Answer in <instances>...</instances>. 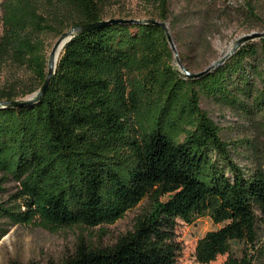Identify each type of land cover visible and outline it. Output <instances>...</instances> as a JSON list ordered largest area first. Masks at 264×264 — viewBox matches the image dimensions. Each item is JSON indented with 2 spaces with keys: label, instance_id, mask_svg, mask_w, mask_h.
I'll return each mask as SVG.
<instances>
[{
  "label": "trees",
  "instance_id": "obj_1",
  "mask_svg": "<svg viewBox=\"0 0 264 264\" xmlns=\"http://www.w3.org/2000/svg\"><path fill=\"white\" fill-rule=\"evenodd\" d=\"M48 1L51 17L33 0H0V71L16 64L34 80L21 92L0 88V101L41 91L49 60L42 33L114 17L111 0ZM170 1L144 0L147 18L167 21ZM259 57L264 62V36L260 49L244 43L209 72L188 77L173 63L162 26L116 22L74 34L39 100L0 105V240L16 224L113 223L146 201L112 244L80 236L72 253L48 264H176L183 250L177 219L206 214L221 225L199 238L198 262L227 254L226 264L260 263L264 161L253 170L237 162L201 106L207 96L264 110Z\"/></svg>",
  "mask_w": 264,
  "mask_h": 264
},
{
  "label": "rangeland",
  "instance_id": "obj_2",
  "mask_svg": "<svg viewBox=\"0 0 264 264\" xmlns=\"http://www.w3.org/2000/svg\"><path fill=\"white\" fill-rule=\"evenodd\" d=\"M33 1L49 17L56 12L51 1ZM248 5L254 7L261 19L250 15ZM109 7L108 12L114 13V17H119L120 14L133 18L151 17V8L144 0H111ZM170 11L165 22L179 60L193 73L200 72L222 59L241 36L251 32H264V0H171ZM110 16L109 14L107 18ZM152 18L160 20L156 16ZM59 36L55 33L41 34L46 42L48 56ZM261 37L248 40L245 45L253 44L260 49ZM179 60L174 56L173 63L184 72ZM253 62L259 68H264L260 57ZM33 83L31 73L16 64L8 63L0 71V88L14 86L21 92L33 86ZM36 92L38 90L16 99L30 98ZM201 106L218 123L223 138L232 143L231 153L235 160L249 170L260 167L264 161V110L252 103L247 108L232 106L207 96L202 97ZM15 186L14 181L7 183L8 191L5 196L12 193ZM145 204L146 201H143L128 210L116 222L94 227L50 229L32 223L16 224L0 240V264L60 262L74 251L80 236L87 237L95 246L112 244L120 234L133 227L135 216ZM177 222L183 250L176 264H204L195 257L197 242L208 230L221 224L215 223L208 214L196 218L192 223L182 219H177ZM261 245L264 248V233L261 235ZM227 258V254L219 255L216 260L206 264H226ZM258 264H264V255Z\"/></svg>",
  "mask_w": 264,
  "mask_h": 264
},
{
  "label": "water",
  "instance_id": "obj_3",
  "mask_svg": "<svg viewBox=\"0 0 264 264\" xmlns=\"http://www.w3.org/2000/svg\"><path fill=\"white\" fill-rule=\"evenodd\" d=\"M116 22H138V23L145 22V23H153V24L162 26L166 31L168 41H169L170 46L174 52V56L176 58H178V60H179L177 49L175 47V44L172 40V37L169 33L168 26H167L165 21H161V20H158L155 18L112 17V18L103 19V20H100L97 22L83 23L79 26L70 28L69 30L61 33L59 38L57 39V41L54 43L53 48L49 54L48 72H47L45 82L41 88V91L36 92L33 96H31L30 98H27V99H13V100L0 101V105L2 104V105L11 106V107L24 106V105L32 104V103L36 102L37 100H39L41 95L44 93V91H45L47 85L49 84V82L52 78V75L54 73V70H55V67L57 64V60H58V58L56 57V52L59 49V47L61 46V44L66 43L74 34H76L78 32L88 31V30L94 29V28L101 26V25H106V24L116 23ZM263 35H264V32H251L249 34H245V35L241 36L236 41V43L234 44V46L232 47L231 51L228 54H226L222 59L211 64L210 66H208L207 68H205L204 70H202L200 72L191 73L187 68L184 67V65L181 63L180 60H179V65H180L181 69L184 70V72L186 73V75L188 77L201 76V75L209 72L211 69H213L214 67H216L220 63H222L229 55H231L233 52H235L236 49L238 47H240L242 44H244L246 41L251 40L255 37L263 36Z\"/></svg>",
  "mask_w": 264,
  "mask_h": 264
},
{
  "label": "bare ground",
  "instance_id": "obj_4",
  "mask_svg": "<svg viewBox=\"0 0 264 264\" xmlns=\"http://www.w3.org/2000/svg\"><path fill=\"white\" fill-rule=\"evenodd\" d=\"M64 45H65V43L61 44V46H60L59 49L57 50V53H56V57H57V58L59 57L60 52H61V50L63 49Z\"/></svg>",
  "mask_w": 264,
  "mask_h": 264
}]
</instances>
